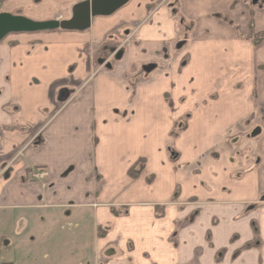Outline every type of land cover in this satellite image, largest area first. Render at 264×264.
Instances as JSON below:
<instances>
[{"label":"crops","instance_id":"1","mask_svg":"<svg viewBox=\"0 0 264 264\" xmlns=\"http://www.w3.org/2000/svg\"><path fill=\"white\" fill-rule=\"evenodd\" d=\"M85 1L0 14L67 21ZM250 28L264 38V0H130L2 40L0 264H264V139L259 166L231 158L264 107Z\"/></svg>","mask_w":264,"mask_h":264},{"label":"water","instance_id":"2","mask_svg":"<svg viewBox=\"0 0 264 264\" xmlns=\"http://www.w3.org/2000/svg\"><path fill=\"white\" fill-rule=\"evenodd\" d=\"M130 0H88L77 4L67 21L34 22L20 16L0 14V42L10 34H31L62 30L84 31L94 17H107L121 9ZM259 133V130L257 131Z\"/></svg>","mask_w":264,"mask_h":264},{"label":"rangeland","instance_id":"3","mask_svg":"<svg viewBox=\"0 0 264 264\" xmlns=\"http://www.w3.org/2000/svg\"><path fill=\"white\" fill-rule=\"evenodd\" d=\"M60 31V30H59ZM254 33V32H253ZM186 29H183V36H180L179 38L184 40L186 39ZM254 33L253 36L255 40L259 38V35L255 36ZM120 47V48H119ZM118 47V50L114 51L113 53H110V55L106 58L104 62L101 64V68H106L115 61L118 54L121 53L122 45ZM246 127L245 133L239 136V141L237 142V148H235V153L233 157H231L234 161L235 160H242V161H250L253 165V167H257L261 164L262 158L256 154L257 145L264 139V107H257L255 109L254 115L243 125V128ZM259 130V133L257 131ZM237 160V161H238ZM246 197H250L247 194H245ZM260 200H264V195H261ZM9 258V255L2 254L0 255V263L6 262Z\"/></svg>","mask_w":264,"mask_h":264},{"label":"trees","instance_id":"4","mask_svg":"<svg viewBox=\"0 0 264 264\" xmlns=\"http://www.w3.org/2000/svg\"><path fill=\"white\" fill-rule=\"evenodd\" d=\"M253 30H252V28H250V32H249V34H248V37L252 40V42L254 43V44H258V43H260V42H262L263 40H264V38H263V36L262 35H260V34H256L257 36L259 35V38L257 39V40H255V38H254V36H253ZM255 35V36H256ZM142 167H143V161H139V163H137L135 166H133L129 171H128V176H129V178L130 179H132V180H134V179H136L137 177H139L140 175H141V173H142ZM113 213L116 215V216H118L119 215V213L118 212H115V211H113ZM256 235V234H255ZM247 248H248V246H247Z\"/></svg>","mask_w":264,"mask_h":264},{"label":"built area","instance_id":"5","mask_svg":"<svg viewBox=\"0 0 264 264\" xmlns=\"http://www.w3.org/2000/svg\"><path fill=\"white\" fill-rule=\"evenodd\" d=\"M1 2H2V0H0V6H1ZM42 176H43V174H39V173H37V174H30L29 175V179L30 180L41 179Z\"/></svg>","mask_w":264,"mask_h":264},{"label":"flooded vegetation","instance_id":"6","mask_svg":"<svg viewBox=\"0 0 264 264\" xmlns=\"http://www.w3.org/2000/svg\"><path fill=\"white\" fill-rule=\"evenodd\" d=\"M3 1H4V0H2L1 5H2ZM0 7H1V6H0ZM5 14H7V13H5ZM9 15H10V14H9ZM20 17H22V16H20ZM5 38H6V37H5ZM5 38H4V39H5ZM4 39H3V40H4ZM30 174H37V173H33V172H31V173H30V172L27 173V176H26V177H27V180H28V181H33V180H30V179H29V175H30ZM39 174H42V173H39Z\"/></svg>","mask_w":264,"mask_h":264}]
</instances>
